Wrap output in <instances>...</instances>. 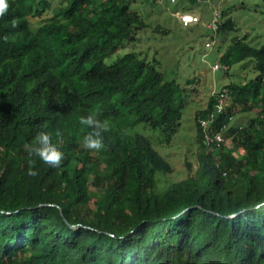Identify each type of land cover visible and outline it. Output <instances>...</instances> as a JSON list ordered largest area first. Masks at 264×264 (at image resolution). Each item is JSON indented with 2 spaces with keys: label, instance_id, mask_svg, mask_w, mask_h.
Returning a JSON list of instances; mask_svg holds the SVG:
<instances>
[{
  "label": "trees",
  "instance_id": "16d2710c",
  "mask_svg": "<svg viewBox=\"0 0 264 264\" xmlns=\"http://www.w3.org/2000/svg\"><path fill=\"white\" fill-rule=\"evenodd\" d=\"M8 4L0 17V264H264V207H255L264 204V45L233 36L219 59L227 76L247 61L258 72L225 86L230 101L211 127L227 126L245 153L207 148L197 122L194 171L160 187L171 163L131 130L149 125L170 140L187 92L136 50L106 62L147 26L141 13L130 0ZM46 10L53 14L39 19ZM234 27L220 21L222 43ZM90 110L109 126L100 151L81 146L91 129L79 121ZM253 110L248 125L229 127L234 114ZM57 129L63 161L50 167L32 157L38 175L29 176L25 144L41 130L57 143Z\"/></svg>",
  "mask_w": 264,
  "mask_h": 264
},
{
  "label": "rangeland",
  "instance_id": "374dc122",
  "mask_svg": "<svg viewBox=\"0 0 264 264\" xmlns=\"http://www.w3.org/2000/svg\"><path fill=\"white\" fill-rule=\"evenodd\" d=\"M60 2L62 0H51L53 6ZM130 3L133 9L141 13L147 26L137 32L134 40L127 41L126 46L108 56L106 62L112 63L118 55L136 50L141 57L154 62L166 79L180 83L187 92L179 129L170 140L149 125L139 124L131 130L151 137L155 148L171 163L172 172L166 175L158 173L161 174L158 176L159 186L164 187L167 182L186 177L188 171L192 172L196 167L197 154L201 149L197 112L206 108L211 98L231 80L244 82L258 74L251 61L233 65L229 76L221 63L216 70L214 64L219 61L233 36H246L257 47L264 45V0H198L195 4H182L181 0H130ZM216 9L221 12V22L229 18L235 22L225 43L221 42L222 36L218 30L210 28ZM183 11L198 13L201 21L184 26L178 16ZM52 14V10H46L38 18L42 20ZM214 33L217 35L212 39ZM255 116L254 110L234 114L229 127L248 125ZM225 135L226 148L241 157L245 153L242 139L235 140L229 133ZM90 167L96 172L98 169L104 170L105 165L98 167L92 164ZM91 189L98 192L93 184Z\"/></svg>",
  "mask_w": 264,
  "mask_h": 264
},
{
  "label": "clouds",
  "instance_id": "9594fccd",
  "mask_svg": "<svg viewBox=\"0 0 264 264\" xmlns=\"http://www.w3.org/2000/svg\"><path fill=\"white\" fill-rule=\"evenodd\" d=\"M9 8L8 0H0V17H3ZM12 26L16 27V22H12ZM7 42L8 37L3 38ZM80 124L91 129L83 136L81 146L88 150L100 151L105 148L104 136L105 132L109 131L108 122L99 119V113L95 110H90L86 116L80 117ZM57 143H53V133L43 131L37 133L31 144H25V151L29 154L28 160V175L37 176L38 171L35 170L36 160L32 157L39 158L43 163L50 167H57L64 159V153L59 149L58 143L62 138V132L57 129L55 131ZM256 209L264 207V204L257 203Z\"/></svg>",
  "mask_w": 264,
  "mask_h": 264
},
{
  "label": "built area",
  "instance_id": "2783aa9c",
  "mask_svg": "<svg viewBox=\"0 0 264 264\" xmlns=\"http://www.w3.org/2000/svg\"><path fill=\"white\" fill-rule=\"evenodd\" d=\"M179 19L184 26H190L200 21L201 16L194 11H183L178 13ZM221 19L220 10L216 9L213 12V17L210 21V28L217 31ZM210 45V42H208ZM221 67L220 62L214 64V69ZM230 89L223 87L218 93L215 94L216 102L214 108L206 115L199 116L198 122L202 129V141L207 148L217 147L220 148L225 145L226 135L225 130L227 126H222L219 130L212 131L211 127L215 119L227 108L230 101ZM226 174V171H225Z\"/></svg>",
  "mask_w": 264,
  "mask_h": 264
}]
</instances>
